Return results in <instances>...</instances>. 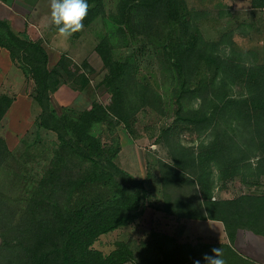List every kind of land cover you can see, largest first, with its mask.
I'll use <instances>...</instances> for the list:
<instances>
[{
    "label": "trees",
    "instance_id": "obj_1",
    "mask_svg": "<svg viewBox=\"0 0 264 264\" xmlns=\"http://www.w3.org/2000/svg\"><path fill=\"white\" fill-rule=\"evenodd\" d=\"M87 2L85 25L99 12L97 5H90L98 4V0ZM252 5L264 7V0H252ZM114 14L119 27L124 25L134 36L138 32L150 35L155 28L159 29L158 22L162 23L161 27L168 26L162 49L164 60L176 73L171 99L179 108L184 100H198L195 109L190 110L189 122L194 120L199 128L210 129L208 141L200 143L196 151L175 147L170 150L171 163L160 161L161 184H168L160 208L177 217L221 221L227 241L198 246L166 245L171 239L162 243L155 238L134 246L130 240H118L108 253L94 247L100 235L137 218L147 198V177L137 178L120 168L113 159L120 146L112 143L105 147L92 133L95 123L109 117L108 110L129 126L128 109L136 110V107L129 106L127 99L123 101L127 77L137 68L136 57L115 59L108 42L101 41L96 48L107 67L104 82L112 93L113 103L109 109L92 102L81 111L56 114L49 107L48 93L59 82L55 73L62 63L49 68L42 44L22 38L7 20L0 19V47L8 51L12 62H17L25 78L33 80L32 99L41 107L39 124L56 131L59 138L45 171L33 183L25 184L27 203L23 208L12 209L0 193L3 206L0 251L15 253L6 260L0 252V261L7 264H125L128 261L194 264L199 260L200 264H206L204 255H213V248H221L225 264H259L236 251L232 243L239 227L264 235V194L211 199L210 184L214 170L221 179L240 175L251 184L261 183L264 178V64L246 65L240 54L226 52L223 40V44L206 41L193 18L187 16L182 0H120ZM155 43L152 40L153 50ZM239 80L245 83L246 92L231 97L229 88ZM157 95L146 94L145 104H152ZM12 99L0 95V120ZM10 157L11 151L0 136V169L3 166L4 173L14 172ZM194 178L199 182L202 197L197 195L195 203L172 196L168 191H174L169 187L184 181L195 188Z\"/></svg>",
    "mask_w": 264,
    "mask_h": 264
},
{
    "label": "rangeland",
    "instance_id": "obj_2",
    "mask_svg": "<svg viewBox=\"0 0 264 264\" xmlns=\"http://www.w3.org/2000/svg\"><path fill=\"white\" fill-rule=\"evenodd\" d=\"M119 1L98 0V4L91 3V6L97 5L98 14L89 24H84L82 31L68 40L58 35L57 29L50 21V0L0 2V19L7 20V13L20 17V23L24 19L23 30L15 32L22 38L42 44L48 55L49 68L62 63L61 69L59 67L55 73L59 82L55 89L48 93L49 107L56 114L78 112L92 102L107 108L113 103L112 93L104 82L107 67L96 48L101 41L108 42L115 59L136 57L134 60L137 68L127 77L123 101L127 99L129 106L136 107V110L128 109L129 126L118 119L115 112L108 110L109 117L95 123L92 133L105 147L112 143L120 146L113 158L120 168L134 177H147L145 207L129 224L100 235L93 246L103 253H108L118 240H130L134 246L155 238H159L162 243L171 239L172 242H166V245L188 243L198 246L226 242L222 222L212 219H206V223L191 222L185 217L167 214L160 208L168 187V184H161L160 161L171 163L170 150L175 147L196 151L200 143L208 141L210 129L199 128L194 124V120L189 122L190 110L195 109L198 100H184L182 108H179L176 101L171 99L176 73L168 66L167 60H164L162 49V43L166 40L164 37L169 32L168 26L161 27L162 23L158 22L156 26H159V29L155 28L150 35L138 32L134 36L124 25L119 27L117 16L114 14L117 12ZM182 1L186 4L187 16L193 18L206 41L223 40L226 52L240 54L245 60L242 62L246 65L264 64V7H254L252 0ZM175 33L178 34V27ZM152 40L156 41L154 50L151 47ZM230 48H233V51H230ZM13 63L17 64L16 61ZM84 79L86 82L83 84ZM26 81V85L16 83L13 86H3L0 88V95L14 98L19 92H25L33 96L34 82L31 78H26ZM245 92V83L240 80L229 88L231 97H238ZM148 93L152 96L158 94V99L152 104L144 102L143 98ZM28 113L27 122L24 121L26 116L21 115L15 122L12 115H4L0 120V136L11 151L9 163L13 165L14 171L4 173L1 166L0 193L12 209L25 206V184L33 183L34 178L45 171L59 143L56 131L39 124L41 107L34 99L28 107ZM17 124L22 125L16 127ZM199 124L203 127V123ZM77 167L75 165V168ZM212 167L214 170V165ZM213 178L212 185L210 184L211 199L233 198L246 193L264 194V178H261V183L251 184L243 181L240 175L221 179L216 170ZM246 179L250 181L248 176ZM194 181L195 188L186 185L184 181L178 186H170L172 188L169 189L174 191H168L172 196L195 203L197 195L201 199L202 197L199 182L196 178ZM0 209H3L2 205ZM232 246L256 263L264 264V235L239 227ZM0 252L6 260L15 254L9 250ZM0 264H7V261H0Z\"/></svg>",
    "mask_w": 264,
    "mask_h": 264
},
{
    "label": "clouds",
    "instance_id": "obj_3",
    "mask_svg": "<svg viewBox=\"0 0 264 264\" xmlns=\"http://www.w3.org/2000/svg\"><path fill=\"white\" fill-rule=\"evenodd\" d=\"M89 4L87 0H50V21L58 31V35L68 40L74 34L84 29V20L87 18ZM213 255L205 254L206 264H225L222 259V249L213 248ZM194 264H200L195 260Z\"/></svg>",
    "mask_w": 264,
    "mask_h": 264
},
{
    "label": "crops",
    "instance_id": "obj_4",
    "mask_svg": "<svg viewBox=\"0 0 264 264\" xmlns=\"http://www.w3.org/2000/svg\"><path fill=\"white\" fill-rule=\"evenodd\" d=\"M6 19L10 23L11 27L15 31L23 30L25 21L23 19L22 23H20V17L15 15L14 13H7ZM22 25V27H21ZM22 32V31H21ZM9 73H12L11 76H8ZM16 83L26 85L27 81L20 70V68L15 65L9 56L8 51L5 48L0 47V88L6 85H15ZM31 85V82L29 83ZM31 97V98H30ZM32 104V96L28 95L25 92H19L15 95V97L12 100V104L10 105L9 109L7 110L4 115L5 117H10L12 115V119L15 122L19 116L25 117L24 121L27 122V114L28 113V107ZM19 114V115H18ZM22 124H17V126H20ZM186 220L191 222H207L206 219H196V218H186ZM218 221V220H213ZM221 222V221H220ZM200 223V224H203Z\"/></svg>",
    "mask_w": 264,
    "mask_h": 264
},
{
    "label": "built area",
    "instance_id": "obj_5",
    "mask_svg": "<svg viewBox=\"0 0 264 264\" xmlns=\"http://www.w3.org/2000/svg\"><path fill=\"white\" fill-rule=\"evenodd\" d=\"M0 2H1V0H0Z\"/></svg>",
    "mask_w": 264,
    "mask_h": 264
}]
</instances>
